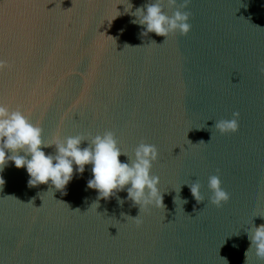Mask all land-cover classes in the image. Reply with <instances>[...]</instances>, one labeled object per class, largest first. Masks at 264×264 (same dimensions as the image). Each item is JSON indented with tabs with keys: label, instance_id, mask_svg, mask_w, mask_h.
<instances>
[{
	"label": "water",
	"instance_id": "1",
	"mask_svg": "<svg viewBox=\"0 0 264 264\" xmlns=\"http://www.w3.org/2000/svg\"><path fill=\"white\" fill-rule=\"evenodd\" d=\"M129 2L134 12L154 0ZM128 7L0 0V104L38 124L45 143L111 131L128 155L155 145L151 174L164 207L93 203L90 164L82 174L74 165L62 195L50 183L29 187L9 161L0 172V264H244L246 231L264 224V0H189L180 10L190 31L166 38L142 36ZM234 111L236 132L214 128ZM210 175L229 194L221 207L209 201ZM197 181L199 203L188 186ZM247 264L264 259L253 250Z\"/></svg>",
	"mask_w": 264,
	"mask_h": 264
},
{
	"label": "clouds",
	"instance_id": "2",
	"mask_svg": "<svg viewBox=\"0 0 264 264\" xmlns=\"http://www.w3.org/2000/svg\"><path fill=\"white\" fill-rule=\"evenodd\" d=\"M127 3L129 7L124 8V11L134 17L130 23L142 26V36L153 32L166 38L169 33L179 31L183 35L191 29L188 23L189 12L180 10L186 7L189 0H182L180 7L171 15L164 12V6L175 5L177 0H154L147 2L142 8L137 7L134 12L130 11L132 5L129 0ZM119 15L120 12L112 18L109 25ZM5 66L6 62L0 60V69ZM260 71L264 72V67H261ZM239 116V112L234 111L230 119L215 121L214 128L221 133L236 132L239 127ZM84 141H87V144L81 147ZM51 145H55V154H46L43 149ZM121 155L127 159L121 161L119 159ZM158 155L155 145L144 142L135 147L132 155H128L121 151L111 131L92 136L90 140L77 134L63 139L54 138L52 143H45L42 128L38 124H34L24 112L9 110L6 105L0 104V172L11 161L16 168L26 170L29 187L50 183L63 195L66 186L73 179L74 165L75 173L82 174L85 166L90 164L92 175L86 181V187L96 190V201L93 203L98 205L100 199L108 200L114 197L122 206L125 200H130L133 205L139 206L140 213L141 209L149 206L164 207L159 177L151 174L153 162L157 161ZM3 184L4 179L0 176V185ZM207 184L211 193L210 203L221 207L229 200V194L221 187L218 175H210ZM188 186L197 203L201 202L199 182H193ZM120 191H126V197H119L117 193ZM182 201L183 204L187 202ZM193 210L195 211V208ZM121 215L139 223V215L136 217L124 213ZM246 234L250 243L244 252V264H247L248 254L253 250L257 258L264 259V224L254 226L251 232L246 231ZM233 247L236 245L233 244ZM225 261L227 262L226 259Z\"/></svg>",
	"mask_w": 264,
	"mask_h": 264
}]
</instances>
